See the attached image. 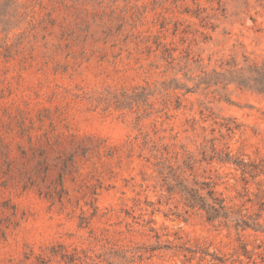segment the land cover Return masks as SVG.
Listing matches in <instances>:
<instances>
[{
	"label": "rangeland",
	"instance_id": "1",
	"mask_svg": "<svg viewBox=\"0 0 264 264\" xmlns=\"http://www.w3.org/2000/svg\"><path fill=\"white\" fill-rule=\"evenodd\" d=\"M0 264H264V0H0Z\"/></svg>",
	"mask_w": 264,
	"mask_h": 264
},
{
	"label": "trees",
	"instance_id": "2",
	"mask_svg": "<svg viewBox=\"0 0 264 264\" xmlns=\"http://www.w3.org/2000/svg\"><path fill=\"white\" fill-rule=\"evenodd\" d=\"M208 212H210V211H208ZM214 217H216V215H215V214H213V213H212V214H210V216H209V218H210V219H212V218H214Z\"/></svg>",
	"mask_w": 264,
	"mask_h": 264
}]
</instances>
